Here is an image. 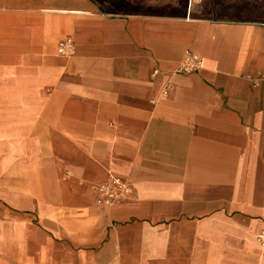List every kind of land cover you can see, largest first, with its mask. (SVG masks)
Wrapping results in <instances>:
<instances>
[{"label":"crops","instance_id":"1","mask_svg":"<svg viewBox=\"0 0 264 264\" xmlns=\"http://www.w3.org/2000/svg\"><path fill=\"white\" fill-rule=\"evenodd\" d=\"M263 229L264 0H0V264H264Z\"/></svg>","mask_w":264,"mask_h":264},{"label":"built area","instance_id":"2","mask_svg":"<svg viewBox=\"0 0 264 264\" xmlns=\"http://www.w3.org/2000/svg\"><path fill=\"white\" fill-rule=\"evenodd\" d=\"M198 0H188V6L190 8V6ZM58 53L62 54V55H71L72 54V45H71V40L70 39H64L63 41H61L59 47H58ZM202 68V60L200 58L199 55H197L196 53H192L190 51L185 52L182 60L179 62L175 72L176 73H181V74H190V73H194L199 71ZM261 79L255 80L254 84L257 85L258 82ZM169 87L166 86L163 90V93H166L167 89ZM117 183L113 182L111 185H109L108 187H102L100 190H104V191H108L111 190V186L116 185ZM108 192H106V196L108 197L109 195L112 197L113 193L111 194H107ZM257 242L264 247V229L260 231V233L257 235L256 238Z\"/></svg>","mask_w":264,"mask_h":264},{"label":"rangeland","instance_id":"3","mask_svg":"<svg viewBox=\"0 0 264 264\" xmlns=\"http://www.w3.org/2000/svg\"><path fill=\"white\" fill-rule=\"evenodd\" d=\"M126 193L127 194L130 193L128 192V189H126L123 185H120L119 183H117L115 185V190H114V193L112 194L113 195L112 197L121 200L124 198Z\"/></svg>","mask_w":264,"mask_h":264}]
</instances>
